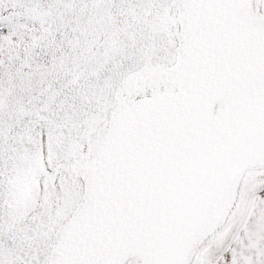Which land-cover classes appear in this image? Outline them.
Segmentation results:
<instances>
[{"label": "snow or ice", "instance_id": "snow-or-ice-1", "mask_svg": "<svg viewBox=\"0 0 264 264\" xmlns=\"http://www.w3.org/2000/svg\"><path fill=\"white\" fill-rule=\"evenodd\" d=\"M0 264H264V0H0Z\"/></svg>", "mask_w": 264, "mask_h": 264}]
</instances>
